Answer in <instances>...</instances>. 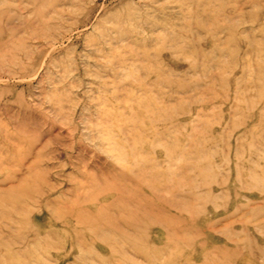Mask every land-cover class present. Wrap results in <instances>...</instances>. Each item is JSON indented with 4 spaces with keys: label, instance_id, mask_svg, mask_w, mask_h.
Returning a JSON list of instances; mask_svg holds the SVG:
<instances>
[{
    "label": "rangeland",
    "instance_id": "rangeland-1",
    "mask_svg": "<svg viewBox=\"0 0 264 264\" xmlns=\"http://www.w3.org/2000/svg\"><path fill=\"white\" fill-rule=\"evenodd\" d=\"M0 264H264V0H0Z\"/></svg>",
    "mask_w": 264,
    "mask_h": 264
},
{
    "label": "bare ground",
    "instance_id": "bare-ground-1",
    "mask_svg": "<svg viewBox=\"0 0 264 264\" xmlns=\"http://www.w3.org/2000/svg\"><path fill=\"white\" fill-rule=\"evenodd\" d=\"M5 152V151H4ZM30 196V195H29ZM33 196V195H32ZM54 204V203H53ZM58 208V207H57ZM74 210V209H73ZM79 212H80V210H79ZM63 214V213H62ZM81 215V214H80ZM59 218V217H58ZM76 218H78V217H76ZM81 220V219H80ZM113 221V220H112ZM84 222V221H83ZM144 223H145V221H143ZM142 222V223H143ZM85 223H86V221H85ZM109 223V222H108ZM111 223V222H110ZM134 223V222H133ZM115 224V223H114ZM139 224H140V222H139ZM118 225V224H117ZM108 226V225H107ZM111 227H114V226H111ZM128 227V226H127ZM117 230H118V228H116ZM75 234H77V233H75ZM77 237V236H76ZM82 237V236H81ZM84 237V236H83ZM120 237V236H119ZM122 238H124V237H122ZM122 238H121V240H122ZM123 241V240H122ZM125 241V240H124ZM126 242V241H125ZM42 244H44V243H42ZM129 244V243H128ZM46 245V244H45ZM115 246V245H114ZM114 246H112V247H114ZM133 247V246H132ZM135 247V246H134ZM117 248V247H116ZM130 248V247H129Z\"/></svg>",
    "mask_w": 264,
    "mask_h": 264
}]
</instances>
